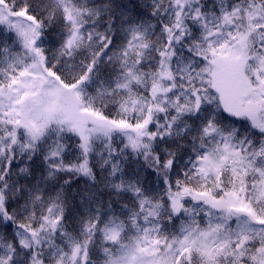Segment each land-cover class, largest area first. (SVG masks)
Masks as SVG:
<instances>
[{"label": "snow or ice", "instance_id": "obj_1", "mask_svg": "<svg viewBox=\"0 0 264 264\" xmlns=\"http://www.w3.org/2000/svg\"><path fill=\"white\" fill-rule=\"evenodd\" d=\"M0 264H264V0H0Z\"/></svg>", "mask_w": 264, "mask_h": 264}]
</instances>
